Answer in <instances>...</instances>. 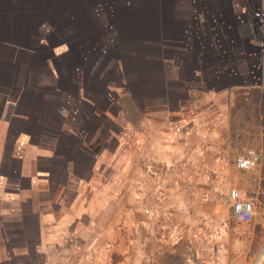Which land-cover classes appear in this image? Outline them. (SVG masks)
I'll use <instances>...</instances> for the list:
<instances>
[{
	"label": "crops",
	"instance_id": "1",
	"mask_svg": "<svg viewBox=\"0 0 264 264\" xmlns=\"http://www.w3.org/2000/svg\"><path fill=\"white\" fill-rule=\"evenodd\" d=\"M239 1L0 0V264L91 262L131 161L184 154L207 107L264 139V33Z\"/></svg>",
	"mask_w": 264,
	"mask_h": 264
},
{
	"label": "rangeland",
	"instance_id": "2",
	"mask_svg": "<svg viewBox=\"0 0 264 264\" xmlns=\"http://www.w3.org/2000/svg\"><path fill=\"white\" fill-rule=\"evenodd\" d=\"M239 2L255 11L259 34L264 33V0ZM119 102L131 105L133 99L120 97ZM238 106L240 109L242 104ZM205 113L206 128H201L200 134L195 129L184 154L176 152L173 159H158L160 147L151 149L153 145L148 142L145 150L157 158L131 161L127 169V206L115 202L109 213L111 219L121 216L124 220L113 225L112 241L102 245L105 251L87 264L257 263L264 251V210L260 206L255 221L239 224L232 219L230 193L235 188L249 196L264 193V160L251 171L237 167L243 149L260 150L264 139L254 134V115L248 123L247 119L241 121L246 115L236 116L235 112L231 120L227 111L219 122L214 120L216 111L207 107ZM113 114L115 111V134L118 129L113 125L119 124L113 122L118 120ZM194 114L188 113L185 120ZM125 115L137 118L133 109ZM259 201H264V194L259 195ZM122 229L125 233L119 231Z\"/></svg>",
	"mask_w": 264,
	"mask_h": 264
},
{
	"label": "built area",
	"instance_id": "3",
	"mask_svg": "<svg viewBox=\"0 0 264 264\" xmlns=\"http://www.w3.org/2000/svg\"><path fill=\"white\" fill-rule=\"evenodd\" d=\"M263 162L261 153L254 149L244 148L237 158V167L242 171H251L259 167ZM232 219L239 224H248L256 220L259 207L264 210V202L261 204L258 195H246L239 189H233L230 193Z\"/></svg>",
	"mask_w": 264,
	"mask_h": 264
}]
</instances>
